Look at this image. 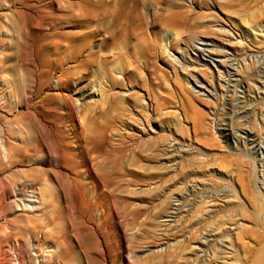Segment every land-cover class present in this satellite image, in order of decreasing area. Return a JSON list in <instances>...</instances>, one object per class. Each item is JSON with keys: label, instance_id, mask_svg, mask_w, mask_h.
Segmentation results:
<instances>
[{"label": "rangeland", "instance_id": "1", "mask_svg": "<svg viewBox=\"0 0 264 264\" xmlns=\"http://www.w3.org/2000/svg\"><path fill=\"white\" fill-rule=\"evenodd\" d=\"M154 1V6L149 5L147 9V3L141 6L142 36L130 32L114 41L104 33L108 22H94L92 26L100 31L92 40L94 47L100 46L101 63L113 64L124 78L119 86L105 88L101 107L115 106L121 95L129 94L128 99H123L125 104L139 100L140 108L135 109L142 111L133 117L138 120L143 117V122L124 130L137 140H131L121 150L123 168L113 170L112 181L107 186L112 208L104 212L92 199V184L83 178L84 170L55 166L54 144L45 133L27 128L21 117L20 112L26 111L25 108L40 110L41 100L47 99L43 104L52 107L55 103L46 96L53 95L54 89L42 87L30 97V102L26 101L29 74L24 68L29 66L30 58L26 55L23 60L14 47L20 36L11 31L7 20L16 8H52L60 16L51 19L56 24L55 31H85L73 26L75 19L66 20L62 16L67 12L75 18L77 15L73 13L82 11L84 0H0V24L10 29L8 35L0 31V99L3 93L7 96V77L14 80L16 76L9 89L12 95L17 94L12 98L11 107L0 101V141L8 120L15 125L9 142L21 148L12 154L14 162L6 167L2 168L0 156V264H264V173L259 177L257 162L250 158L249 140L243 138L242 131L249 129L251 122L245 125L246 117H241L242 108L254 107L258 100L256 94L263 92L256 83L262 74L256 78L254 70L264 67V60L259 57L262 55L264 59V31L255 28L258 24L264 26V0ZM100 2L117 6L121 0ZM172 11H179L175 15L177 23L166 25ZM153 15H158L157 24H145L150 23ZM154 32L159 33L157 49L146 45ZM168 32L170 40L161 51L165 41L160 39ZM196 36L211 39L217 47L232 52L235 64L241 66L238 76L234 65H230L231 75L224 82L225 75L212 65L189 63L190 42ZM61 44L52 50L54 55L49 58L52 63L46 72L49 84L54 83L58 68L72 64L68 61L59 64L65 55ZM228 51L210 53L218 59ZM244 52L254 59L251 62L246 59L243 65L240 60ZM2 65L13 67L3 72ZM117 72L113 73L120 77ZM88 75H80L73 80L72 89L61 91L80 94L88 87ZM195 80L205 90L197 91ZM237 82L251 83L245 95L239 94L238 86L231 91ZM95 99L99 100V96ZM263 105L259 108L263 109ZM257 108L254 107L255 112ZM68 120V117L61 119V134L74 143L73 134L67 130ZM261 122L258 124L256 119L258 125L252 124V131L264 140V122ZM73 124L78 137L82 130L92 133L82 128L78 118ZM29 135L36 138L37 149H31V144L25 146ZM154 142L176 144L181 155L170 162L166 156L155 159L144 156L140 150L146 147L147 153L153 151L157 145ZM68 148L80 149L73 144ZM261 148L264 153V141ZM103 157L98 156L94 161ZM86 160L91 167L90 158ZM58 170L74 179H61ZM91 171L95 174L92 168ZM103 187L106 190V186L100 185L98 191L104 190ZM195 189L202 198L190 201ZM222 191L228 197L217 198L216 194ZM30 194L37 199L34 207L29 202ZM206 194L211 195L205 197ZM181 196L186 210L170 222L164 221L172 200ZM207 232L214 238L227 239L229 249L220 257L213 254L211 244L204 245L202 260L196 263L197 256L192 255L191 248L198 246Z\"/></svg>", "mask_w": 264, "mask_h": 264}, {"label": "bare ground", "instance_id": "2", "mask_svg": "<svg viewBox=\"0 0 264 264\" xmlns=\"http://www.w3.org/2000/svg\"><path fill=\"white\" fill-rule=\"evenodd\" d=\"M100 1L101 0H84L82 11L79 14L73 13L74 15H77L75 18H73L71 14H67L65 6L64 9L66 13L62 15L63 18L66 20L75 19L76 23L73 26L84 28L85 31H74L69 33L55 31L56 24L52 23L51 19H57L60 18V16L57 15L52 8L47 9L34 6L16 8L13 10V14L7 17V20L11 31H13L14 34H18L20 36L15 40V44H13L14 47L21 53V58L23 60L26 55H28L30 58L29 66L24 68L25 73L27 72V74H29V88L27 90L26 101L30 102V97L37 94L42 89V87H45L49 90L54 89L53 95L46 96V98H50V100H53L52 103H55L52 107H48L46 106V104H43V102L47 99L43 101H40L38 99L40 101L38 103V106L39 109H41L35 112L34 110H36V108H33V111L25 108L26 111H24L23 113L20 112L21 117L24 119L27 128H30L34 131H40L39 133L42 134L45 133L46 137L50 139V142L54 144L55 150L53 159L55 166H58L60 168H62L61 166H64V169L66 170H76L77 168H81L82 171L84 170L82 172L84 173L83 178H85L86 180L88 179L89 182L92 184L91 196L93 201L97 202L98 206L100 205V208H102L103 211L106 212V210H110V208H112L110 207L112 201L111 199H109L107 186L112 181L111 177H113V170L116 168L119 170L123 168L122 162L124 161V154H122L123 151L121 150L123 148L126 149L125 147H127V144L131 140H137L134 135H132L131 133H127L124 130L132 128L134 123L139 124V121H142L143 117L139 120L133 117L142 111V109L139 112L138 110H136L137 107L140 108L139 103L141 102H139V100L132 102V104H125L126 101L123 99H128V97L130 96L129 94L121 95L122 99L118 101L117 105L115 104V106L109 105L104 108L101 107L104 105L105 101V88L110 89L114 85L119 86L124 80V78L120 70H116L118 71L117 73L121 74L120 77L114 75V73L116 72V68L113 64L108 65L107 61H105L104 64L101 63V59L103 58L100 54V46L94 47L92 40L95 36H97V33L100 31L98 30V27L93 28L92 26L94 22H108L105 25L104 33H107L106 37H109L114 41L122 39L127 35V33L130 32H135L142 36L144 35L142 28L144 25V17L141 12V6L143 5V3H147L145 4L147 9V6L149 5L154 6L153 4H155V1L121 0V3L117 6L110 3L102 5V2ZM154 12L156 13V11ZM178 13L179 11H172L169 18H167L169 22H167L166 25L173 26L175 23H177V18H175V15L177 16ZM158 15H153L151 20L149 21L150 23L148 24L145 22V24L152 26L156 25L158 22ZM14 16L15 18H13ZM261 21L262 20L258 22L261 23ZM2 24H0V31L3 32L4 35H8V30L10 29L3 26ZM31 24H35V27L31 26ZM255 24H257V22ZM255 28L258 31H264V26L261 24L255 25ZM34 29H36L35 33H33ZM259 33L260 35L262 34V32ZM158 34L159 33L157 32L152 33L151 38L147 40V47H150L151 49H157L158 44L156 38ZM53 37L55 38L53 39ZM160 40L161 42L162 40L165 41L162 46L160 45L161 48L159 50L162 51L165 48L164 46L166 45V43L170 40V33H166L164 35V38L162 37ZM61 43H63L65 47V55L63 59H60L59 64H62L64 61L72 62V64L66 67L58 68L54 83L49 84L48 77L46 76V72L48 71L47 67L52 68V63L51 61H49V58L51 57V55H54V52H52V50L54 51L56 47L62 45ZM189 50L191 52V55L188 58L189 63H195L198 65H212V67L217 69V72L223 73L225 75L224 82H226L229 76L231 75L230 69H232L233 65L237 67H235V73H237L238 76L241 66H237L238 64H235L236 58L231 54L232 52L226 50L225 47H217L211 39L196 36L194 40H191ZM212 50L215 52H222L224 50L228 52H225V54L222 55L221 58L217 59V57L212 56V54L210 53V51ZM259 57L261 58V61L264 60L262 55H259ZM4 58L6 59V55H4ZM246 59L251 62L253 61L254 56L248 55V53L244 52L240 62L244 65ZM26 61H28V59H26ZM142 62L145 63L144 61ZM12 67L13 65H2L1 70L3 72H7L11 70ZM181 67L184 70H186L187 68L183 65H181ZM252 69H255L254 64L252 66ZM249 70H251V68ZM82 74H89L88 87L86 88V90H83V92H81L80 94L73 93L77 94L75 97H73L72 93H64L61 91H69L70 89H72V86L74 85L73 80L80 78L79 76ZM248 74L246 75L249 76ZM260 74H262V76H260L256 83H259V89L263 92L259 96V93L256 94L258 100L255 102L254 107H258L257 112H255L253 106H249L245 109L242 108L241 111V117H246L244 119V124L249 125L251 122V125H249V129L245 128L242 133L243 138L245 140H249L248 150L251 153L250 158L256 160L257 162L259 177H261V173H264V170L262 169L264 165V153L261 152V145L264 140H261L262 137L257 136V134L252 131V124L258 125L262 123L261 121L264 122V108H259L261 106V103H264V67H259V69L256 68L254 70V76L256 78ZM15 80L16 76H14V80H9L8 77L5 80V85L8 88L6 90L7 96H5L3 93L0 101H2V103H4L7 107H11L10 105L12 102V98L13 96L17 95H14V93L12 95L11 89H9V86L13 87ZM193 82L195 86L199 88V90L197 91L203 89L205 90L204 86H202L199 81L195 80ZM249 84L242 85L241 82H237L235 85L232 86L231 91H233V88L238 86L240 90L239 94L245 95V93L248 92L251 87V83ZM24 89L21 90L24 91ZM16 92L18 91L16 90ZM96 96H99V100L95 99ZM78 108L80 109L78 110ZM63 117L69 118L68 122H70V128H68L67 130L70 131V134H73L74 143L69 142L66 137L61 134L62 132L60 130V126L62 122L61 119ZM76 118L80 119V125H82V128L90 129L92 130V133L87 130H82L81 136L78 137L76 133V126L73 124ZM256 119L259 121L258 124L255 123ZM14 120L17 121L18 118H15ZM14 126L12 125V123H9L8 120L5 121V127L3 129V139H1L0 141V156L2 158L3 165L2 168L6 167L8 163L14 162L11 159L12 154H14L15 151H19L21 149L20 147L13 146L9 142V138L14 134L15 131ZM121 129H123L125 133L123 131L120 132ZM26 138V142L24 143L25 146L31 144V149H37L35 143L36 138L31 135ZM158 141L159 140H157V142ZM155 143L156 142H154V144ZM70 144H73L76 147H79L80 149L72 151L71 148H68ZM138 144L141 146V143ZM145 148L146 147H144V149ZM144 149L140 150L141 153H145L144 156L152 159L166 156V159H170L167 160L169 162L171 160L174 161L176 156L181 155V149L179 146H176V144H157L154 146V150H149L148 153L147 151H144ZM97 152H99L98 155ZM91 153H93V155H91ZM113 153H115V155L112 157ZM98 156L104 157L100 161H94L95 159H97ZM86 158H90V161H92L91 167L87 166ZM102 162L105 165L103 167L100 164ZM91 168L93 169V171H95V174L92 173ZM58 172H60V170H58ZM60 173L61 179L65 181H70L74 179V177L65 174L63 171H61ZM41 179V177H38V180ZM259 183L262 187L261 179H259ZM100 185L106 186V190L103 187L104 190L99 192L98 187H100ZM196 189L192 191V194H190L192 195L190 201H192V199L194 200V198L196 197H200L198 196L200 192H195ZM211 194H206L205 197ZM227 195L228 194H226V191H222L216 194V197H220L222 199ZM201 198L202 197H200V199ZM184 200L186 201V199ZM172 201L173 204L170 208V211L166 210L167 213L164 215V221L167 222H170L174 217H177L186 210L185 204L182 200V196L178 199H173ZM29 202L31 206H36V197L30 194ZM199 243L200 244H197L198 246H194V248H191L192 255H194L195 257L197 256L199 258H195L197 259L196 263L202 260L201 253L203 251H206L204 250L205 248H202L204 245L206 246L208 244H211L213 254L217 256L219 255L220 257L225 256L224 254L227 253L226 251L227 249H229L227 239L214 238L209 232H207L206 236H203V238L200 239Z\"/></svg>", "mask_w": 264, "mask_h": 264}]
</instances>
